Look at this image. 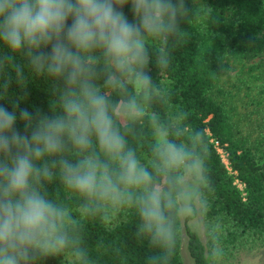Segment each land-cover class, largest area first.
Here are the masks:
<instances>
[{"label": "clouds", "instance_id": "clouds-1", "mask_svg": "<svg viewBox=\"0 0 264 264\" xmlns=\"http://www.w3.org/2000/svg\"><path fill=\"white\" fill-rule=\"evenodd\" d=\"M192 4L0 0V100L12 103H0V264H96L80 220L128 213L155 250L147 264H173L178 221L209 213L204 134L182 110L153 117L148 167L121 121L139 118L160 90L150 62L165 68L182 22L208 11L206 0ZM25 69L60 85L51 114L18 106L10 84L23 82ZM53 180L77 196L78 213L49 193ZM224 228L206 229L207 264H223Z\"/></svg>", "mask_w": 264, "mask_h": 264}, {"label": "trees", "instance_id": "trees-1", "mask_svg": "<svg viewBox=\"0 0 264 264\" xmlns=\"http://www.w3.org/2000/svg\"><path fill=\"white\" fill-rule=\"evenodd\" d=\"M185 2L191 10L192 0ZM206 5L209 7L205 14L182 22V32L169 44L167 66L156 68L150 62L151 74L160 90L145 103L139 118L122 120L121 127L129 146L142 163L151 167V119L168 120L174 112L184 111L189 125L204 134L210 203L209 213L203 217L206 227L215 223L224 225L220 233L222 241L240 246L248 239L264 240V134L254 136L252 125H244L241 117L236 119L248 97L264 118V64L250 63L252 58L264 55V0H206ZM123 10L131 19L129 7ZM152 43L154 47L161 46L160 42ZM232 72L239 73L237 83L231 84L236 101L228 100L221 86L224 77ZM25 76L23 82L13 80L10 84L18 106L51 114L60 85L28 69ZM0 103L11 110L10 100L3 99ZM17 127L23 130L20 122ZM212 139L219 141L228 164ZM46 187L51 195L65 201L74 214L79 212V200L74 193L55 180ZM136 223L131 213L111 223L92 218L80 220L84 241L96 264H147V258L155 250L137 236ZM178 228L173 264H183L181 220ZM186 231L194 264H207V249L199 234L188 224ZM45 264L59 261L50 258Z\"/></svg>", "mask_w": 264, "mask_h": 264}, {"label": "rangeland", "instance_id": "rangeland-1", "mask_svg": "<svg viewBox=\"0 0 264 264\" xmlns=\"http://www.w3.org/2000/svg\"><path fill=\"white\" fill-rule=\"evenodd\" d=\"M250 63L264 64V55L252 58L250 60ZM238 78H239V73H235V72H232L230 76L224 77V81L222 82L221 86L224 89V94L228 100L232 99L231 101H236L235 90L233 89L231 84L237 83ZM242 96H244V93H242ZM251 100L249 97L245 99V101L240 107V115L238 113L236 119L241 117L242 119L241 122L244 125L246 126L247 124L252 125V127L254 128L253 131L254 136L263 135L264 124L262 123H264V118L260 116L258 107ZM126 120L127 119H124L123 121ZM237 182L240 188L243 190V185L239 182V180ZM186 224H188L194 231H196L199 234L203 244L207 249V254H208L209 240L205 235L207 227L203 217H197L193 219H181L182 261L183 264H194V260L188 249V234L186 231ZM221 244L225 248V252H226V255L223 260V264H264V240L257 238H253L251 240L248 239V242L239 246V244L229 245L226 242L222 241L221 239Z\"/></svg>", "mask_w": 264, "mask_h": 264}, {"label": "built area", "instance_id": "built-area-1", "mask_svg": "<svg viewBox=\"0 0 264 264\" xmlns=\"http://www.w3.org/2000/svg\"><path fill=\"white\" fill-rule=\"evenodd\" d=\"M212 140H213L215 146L217 147L218 151L220 152L221 156L223 157V160L228 164V161H227V159H226L225 151H224L223 148L221 147L219 141L214 140V139H212Z\"/></svg>", "mask_w": 264, "mask_h": 264}]
</instances>
